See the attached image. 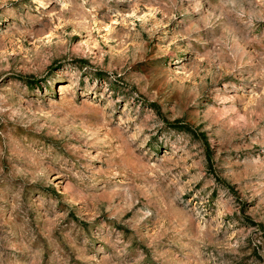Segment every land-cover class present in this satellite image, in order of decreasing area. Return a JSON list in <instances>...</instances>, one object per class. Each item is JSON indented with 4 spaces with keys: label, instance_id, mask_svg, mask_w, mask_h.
I'll use <instances>...</instances> for the list:
<instances>
[{
    "label": "rangeland",
    "instance_id": "obj_1",
    "mask_svg": "<svg viewBox=\"0 0 264 264\" xmlns=\"http://www.w3.org/2000/svg\"><path fill=\"white\" fill-rule=\"evenodd\" d=\"M0 264H264V0H0Z\"/></svg>",
    "mask_w": 264,
    "mask_h": 264
}]
</instances>
